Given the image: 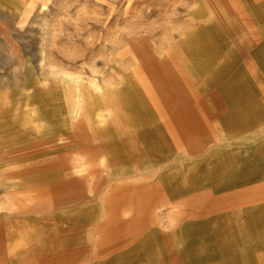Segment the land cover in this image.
Returning <instances> with one entry per match:
<instances>
[{
	"label": "rangeland",
	"instance_id": "rangeland-1",
	"mask_svg": "<svg viewBox=\"0 0 264 264\" xmlns=\"http://www.w3.org/2000/svg\"><path fill=\"white\" fill-rule=\"evenodd\" d=\"M263 64L264 0H0V264H114L91 245L112 217L154 246L177 232L175 210L211 209L197 218L211 230L264 207V96L254 80ZM181 80L189 85L172 106L199 86L218 92L222 109L198 136L175 130L178 116L159 107ZM108 181L123 197L103 208ZM242 186L257 189L245 200L256 203L204 196ZM51 226L79 232L63 257L44 248L62 241ZM213 256L199 262H227L221 247ZM142 262L124 254L122 264Z\"/></svg>",
	"mask_w": 264,
	"mask_h": 264
},
{
	"label": "crops",
	"instance_id": "crops-1",
	"mask_svg": "<svg viewBox=\"0 0 264 264\" xmlns=\"http://www.w3.org/2000/svg\"><path fill=\"white\" fill-rule=\"evenodd\" d=\"M259 54L254 53L253 57L259 58ZM260 59L261 58H259V60ZM254 80L257 81L259 88V90L257 88L258 92L262 93V95L264 96V66L261 70L254 72ZM188 85V82H186L185 80L176 82L174 89L168 90L169 94L172 91L171 96H169L170 99H163L162 102H159V107L161 108L162 106L163 109H167V111L172 109L173 114H176L178 116V120L170 124L171 126L173 125L175 127V130L186 129L189 133H192L193 136H198L200 130L203 127L204 119L213 117L214 114H217L221 111L222 107L220 106V104H218V92L208 91L203 86H199L200 88L196 89L197 92L200 91V94H192L189 98V102H185L179 106H172L173 100L171 99H173V97L175 98L174 93L176 92L177 95V92H179V94L184 95V91L186 90V87H188ZM179 117L181 120L179 119ZM135 152L139 155V151L136 150ZM73 168H77V166L73 165ZM89 168L90 167L86 169L88 170ZM59 171L60 170L50 169L47 171L45 170L44 173L53 174L58 173ZM77 171H79L81 176L83 173V168H77ZM114 181L117 182L119 180ZM60 182L69 184V182L72 181H70V179H65ZM109 184H111L109 181L105 183V185L107 186L105 190H107L108 188V191L107 195H103V208L105 206H110V204H112L114 201V197L117 199L118 196H120L119 198L123 197L122 194L121 196L119 193H116L117 191L115 192L112 189H109ZM121 184L126 185L125 182H121ZM121 187L123 186L116 185V188L118 190ZM261 187L262 184L257 187V189H261ZM152 188L153 187L147 189L150 190ZM254 189V187L244 188L242 186L235 192L222 195H212L209 191L207 193H204V196L210 201L222 202L227 199H234L236 202V205L234 206L240 207L246 204H253L258 201L257 199H254L252 202L245 201L248 198L247 196H249ZM257 189H255V191ZM145 190L146 189H142L141 191ZM99 198H101V196H99ZM234 206H224L223 208H220V210L229 209L230 207ZM208 211H211V209L208 208L207 211L199 209L192 216L180 218V210H175L173 212V216H176V220H180V222L178 223V227L176 228L174 226V232H177L173 236H171V238H168L166 241L161 243V245L159 243H156L154 244V246L152 243H149V240H145L144 242H137L136 239L140 230L138 228H135V233L133 234L129 231L130 226L125 225V223H122L121 221L116 219V217H112L109 224L108 222H106V224L104 225L106 226L104 230L98 231V228L97 231H95L91 235V245L93 246V252L99 257H103L105 254H109L108 252H110V255H113L114 264H122L124 254H127L128 258L137 257V255L141 256L144 262L139 264H156L159 262H167L169 264H219L218 262L210 263L209 261L204 263L199 262V258L206 257L208 255L213 256L219 254V249L221 247L222 253L227 257V262H225V264H264V207H258L256 209L254 208L252 209V211L240 210L236 213L238 216L236 226L234 224L235 222H233L232 224H227L224 222L214 223L211 227V230L206 229L204 224L205 221L197 220L199 216H203L204 213ZM81 215L82 212H78L77 216L76 214L75 216H72V219H63L61 221V226L63 224H66L67 221V225L75 223L74 220H76ZM138 215L139 213L134 214L132 220L138 218ZM251 216L253 217V220L256 221L254 222L253 226L257 225L258 228L255 234L253 233L252 236H248L249 232L251 231L248 219ZM240 219H242V222L239 221ZM245 219H247L246 222ZM69 220H71L72 222H70ZM49 228L50 226L48 227V229ZM51 228L55 230L51 234L61 236L62 241L58 242L53 240L51 242L45 243L44 248L46 249V251H48V255L53 253V247L56 246H59L61 256L67 255L71 250L68 248V246L70 244H75L77 240H79V232H77L76 230H66L65 232L58 233L57 228L52 226ZM224 231L226 233H223ZM45 234H47V231L43 233L44 238ZM258 239L260 240V244L258 243ZM133 243L138 245L137 249L132 246ZM177 243L180 244L182 249H179L177 251V256L169 255V248L173 247V244L176 245ZM241 246L245 247L243 249L245 250L244 252L241 251L240 254L235 257L229 255L228 252L230 249L238 248V250L240 251ZM257 253L260 254L261 258H257V256H254V254L256 255ZM245 254H247V256L249 257L248 259H244L243 255ZM161 257L163 259H161ZM240 259H243V261Z\"/></svg>",
	"mask_w": 264,
	"mask_h": 264
},
{
	"label": "bare ground",
	"instance_id": "bare-ground-1",
	"mask_svg": "<svg viewBox=\"0 0 264 264\" xmlns=\"http://www.w3.org/2000/svg\"><path fill=\"white\" fill-rule=\"evenodd\" d=\"M256 231H257V230H256ZM256 231L249 233V235H248V236H252V234H253V233L255 234V233H256ZM236 240H237V239H236ZM256 256H257V258H259V257H258V255H256ZM260 257H261V256H260Z\"/></svg>",
	"mask_w": 264,
	"mask_h": 264
}]
</instances>
